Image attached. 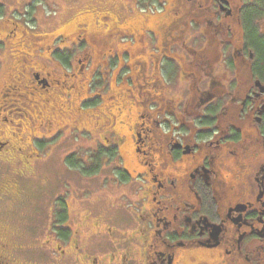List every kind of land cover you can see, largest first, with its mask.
Returning a JSON list of instances; mask_svg holds the SVG:
<instances>
[{
	"label": "flooded vegetation",
	"instance_id": "obj_1",
	"mask_svg": "<svg viewBox=\"0 0 264 264\" xmlns=\"http://www.w3.org/2000/svg\"><path fill=\"white\" fill-rule=\"evenodd\" d=\"M64 2L0 19V264H264V0Z\"/></svg>",
	"mask_w": 264,
	"mask_h": 264
},
{
	"label": "rangeland",
	"instance_id": "obj_2",
	"mask_svg": "<svg viewBox=\"0 0 264 264\" xmlns=\"http://www.w3.org/2000/svg\"><path fill=\"white\" fill-rule=\"evenodd\" d=\"M19 0H0V5L1 6H3L2 7V13L4 14V18L5 19H3L1 22L2 23H5V21H6V19H9V20H11V21H17V22H19V23H21L19 20H24V18H28L29 19V17L26 15V12L23 10L22 11V15H18V14H16V13H18L19 12V10H17V8H14V11L16 12V13H11V12H9L10 11V9L12 10V8L15 6V7H19V6H21V5H17V2H18ZM24 1H29V3H30V8H34L35 10H37L36 11V13L35 14H33V15H35L36 17H37V19L39 20V21H41V23H43L44 22V20H46V17L50 20L52 17H54L55 19H57V18H60V17H57V13L54 15V13H53V11H52V8H55L56 7V5H52L53 3H55V4H58V3H62L63 4V6H65L67 3L66 2H64V0H24ZM59 1V2H58ZM82 1H89V0H82ZM50 4H49V3ZM52 6V7H51ZM55 6V7H54ZM26 9H27V7H26ZM81 9V8H80ZM28 10H29V8H28ZM56 10V9H55ZM30 11V10H29ZM35 12V11H34ZM8 15V16H7ZM74 14H72V15H67L66 17H65V21H64V23L65 22H70L69 24H66V25H61V26H59L58 28H60L59 30H58V32L59 33H64L66 30H64V29H67V30H70L71 32L73 31V30H75V27L77 26V25H79L82 21H85L86 19H88L87 17H83L82 15H79V12L76 14V15H74ZM0 16H1V14H0ZM11 16V17H10ZM73 16V17H72ZM18 19V20H16V19ZM67 18V19H66ZM15 19V20H14ZM28 22H29V20H28ZM55 22V21H54ZM6 26V25H5ZM91 29H93V31H95V34H100V35H103L104 34V31H100L99 29H97L96 30V28L94 27V26H92L91 27ZM118 44V42H115V45H117ZM106 46H104V47H102L101 48V52L102 51H104L103 49L105 48ZM99 56H101V53H99L98 54ZM124 82L127 84H130V82H129V79H128V77H124ZM127 88L126 87H124V89H122V91H125ZM121 92V91H120ZM23 120V119H22ZM27 128H29V127H27ZM79 142H81V140H79V141H77L76 143H79ZM73 147V146H72ZM72 151H77L76 153H78V154H80V153H82L83 152V150H81V149H79V150H75L74 148H72ZM55 160V159H54ZM54 160H52V161H50V162H48L47 164H50L51 165V167H57V169L59 170V176L61 177V179H65V180H68V182H70V183H73V185H72V188L74 187V189L76 188L77 189V191H80V190H82V189H84V188H87L89 185H91L92 187H95V186H97L98 184H99V182L101 181L100 179H98V177H94L93 178V180H90L89 179V181L88 180H85V179H83V178H81L79 175H77V174H73L72 175V173H70V172H66V167H64L61 163V161L60 160H57V161H55L54 162ZM105 173L104 174H102V176H105L106 175V173H108V172H106V171H104ZM51 172H49V171H45V172H43V176L44 177H42L41 178V180H40V182H39V184H44V180H45V178H51L52 177V174H50ZM66 173L68 174V175H66ZM44 186V188H43V193H44V195H45V197H44V200L46 201L47 199H48V197H49V194H51V187H47V188H45V185H43ZM66 188H68V190H72V188L70 187V186H68V185H63V186H61V189L60 188H58V190L60 191V192H62L63 190H65ZM35 199H37V198H35Z\"/></svg>",
	"mask_w": 264,
	"mask_h": 264
},
{
	"label": "trees",
	"instance_id": "obj_3",
	"mask_svg": "<svg viewBox=\"0 0 264 264\" xmlns=\"http://www.w3.org/2000/svg\"><path fill=\"white\" fill-rule=\"evenodd\" d=\"M83 3H85V1H83ZM26 13H28V12H26ZM1 14H2V11H1ZM68 15H70V14H68ZM80 15V14H79ZM67 16V15H66ZM34 18H36V17H34ZM1 19V18H0ZM8 19H6V21H7ZM29 20L31 21V17H29Z\"/></svg>",
	"mask_w": 264,
	"mask_h": 264
}]
</instances>
